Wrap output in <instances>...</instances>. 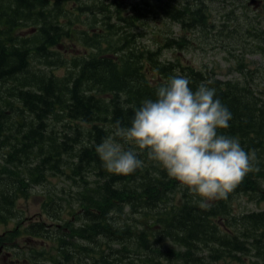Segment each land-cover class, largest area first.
<instances>
[{
	"label": "trees",
	"instance_id": "obj_1",
	"mask_svg": "<svg viewBox=\"0 0 264 264\" xmlns=\"http://www.w3.org/2000/svg\"><path fill=\"white\" fill-rule=\"evenodd\" d=\"M54 1L0 0V220H6L20 192L26 195L28 186L45 180V171L64 172L60 163L78 142V133L85 131L98 143L112 131L115 121L129 125L134 109L146 99H155L156 87L176 75L188 78L193 90L202 83L215 89V98L232 114L230 127L219 130V134L236 138L245 151H255L254 164L259 170L250 172L227 199L211 201L204 210L199 207L200 198L189 195L178 181L169 178L163 168L148 160L146 152L139 155L144 166L123 176L105 170L94 142L84 145L78 148V162L72 171L82 174L84 166L91 165L98 173L93 186L85 175L82 177V204L70 212L75 220L84 219L76 225L63 218V209L55 207L60 198L55 193L45 194L42 204L48 217L61 221L54 238L58 248L54 256H48V242L43 240L40 249L29 248L33 250L30 264H160L159 260L165 264H264V209L234 215L230 203L239 194L264 203L261 82L251 85L240 79L221 80L212 72L180 61L165 62L157 50H136L130 45L131 34L116 30V24L111 23L114 16L126 26L131 21L121 16L118 8L108 14L105 5L97 7L107 15L102 28L109 36L118 32L117 40L110 37V44L104 45L99 39L105 34L82 30L80 38L91 51L87 55L70 54L64 60L59 50L52 49L68 36V24L57 16L59 4ZM177 1L178 6L174 1L162 3L168 19L182 23L186 26L183 28L204 30L206 5L201 0L196 4ZM78 10L95 15L87 6ZM92 14L91 26L97 21ZM258 25L261 27V23ZM26 27L35 31L23 33ZM166 42L168 46L169 39ZM185 43L182 36L177 45ZM46 64H63L66 74L56 77L38 66ZM52 116L68 120L66 126L75 131H66L61 137L50 132ZM173 190L179 192L177 202L167 197ZM126 207L139 220L123 218ZM17 225L19 228L9 233L10 240L18 236L50 237L43 220L26 228ZM110 241H116L119 247ZM9 247L17 249V243Z\"/></svg>",
	"mask_w": 264,
	"mask_h": 264
},
{
	"label": "rangeland",
	"instance_id": "obj_2",
	"mask_svg": "<svg viewBox=\"0 0 264 264\" xmlns=\"http://www.w3.org/2000/svg\"><path fill=\"white\" fill-rule=\"evenodd\" d=\"M54 0H51L53 2ZM59 4L56 6L58 11V17L61 18L63 24H68L65 27L68 30L67 38H63L61 44L63 47L57 48L60 51V56L69 58L70 54H83L87 55L89 45L86 44L81 38L82 30H93L98 33L105 34L104 37H100V43L107 45L110 44L108 39L116 41L118 38V32L109 36L108 32L102 28L104 21H106L107 15L105 11L98 10L97 7L103 8L105 5L108 10V14H112L114 10L119 9V14L126 20L131 21L130 26H126L125 21L116 19V16L111 20L116 30L120 29L121 32L131 34L132 41L130 45L138 49H152L157 50V55L165 62H183L197 69H202L212 72L221 80H236L249 82L254 85L255 82H261L260 87H264V33H261L258 23L252 20L254 18L252 12L242 16L239 8L235 9L234 14H224L225 10H219L217 13V7L205 0L206 5L205 13L207 20L204 22V30H200V27H188L183 28V24L168 19L167 15L161 9L162 3L174 0H55ZM54 1V2H55ZM180 2L182 0H179ZM173 5L178 6L179 2L174 1ZM192 4L198 3V0H191ZM119 5V6H118ZM90 7L95 12L97 21L90 24L91 14L85 12L81 14L78 10L80 7ZM249 11V9L247 10ZM92 14V18H96ZM116 19V20H115ZM95 20V19H94ZM100 20V21H99ZM236 20V21H235ZM256 28V29H255ZM30 27L24 28L23 33L30 32ZM254 34H258L254 36ZM184 36L186 43L183 46H178L177 42ZM178 38V39H176ZM169 39L167 46L166 41ZM60 44V45H61ZM89 47V48H88ZM87 49V50H86ZM144 50V49H143ZM40 55H37L39 57ZM36 57V58H37ZM31 60V54L28 56ZM35 61H39L35 59ZM38 65L47 72H53L56 77H63L66 74V66L63 64H46ZM6 83L5 85H8ZM10 85V84H9ZM109 116V114L107 113ZM50 132L53 130L54 134H58L61 137L66 131H72L73 128L66 126L68 120L57 119L51 117ZM78 123H85L78 121ZM83 125V124H82ZM86 127V125H85ZM108 129L110 128L107 126ZM84 129V128H81ZM75 131V130H74ZM112 131L108 135L111 134ZM78 142L72 144L69 152L63 155L64 161L60 163V170L64 172H55L53 169L44 172L45 180L41 184H32L27 188L28 194H20L15 198L13 207L9 210V215L6 216V220H0V233L4 230L13 227L16 222L21 221L24 217H30V221L33 219L45 221V224H49V235L35 237L32 239L18 238L16 239L17 249H10L11 255L4 256V253H0V264H30L32 251L30 249H40V245L44 244L43 240L48 242L46 244L45 252L48 256H54L58 248V241L54 243L55 235L58 233L56 230V224H61V221L50 219L49 213L43 208V201L46 199L45 194L55 193L60 199L56 200L58 209H63L65 219H70V212L73 209H77L81 206L82 190L85 187L82 177L85 175V179L89 182L90 186H93L98 180V173L91 165L84 166L82 174L75 175L72 168L76 166L78 162L77 152L78 148L84 145H91L95 143V146L102 142L107 136H102L97 143L96 139H92V136L83 131L78 133ZM125 147H128L125 145ZM0 159H2L0 157ZM67 160V161H66ZM37 160H34L36 162ZM31 162V161H30ZM158 167V164H156ZM162 168V167H161ZM151 170V168H150ZM95 171L96 173H94ZM54 194V195H55ZM87 195V193H86ZM179 192L176 190L170 191L167 195L172 201L177 202ZM71 199V200H70ZM87 197H85V200ZM170 200V201H171ZM68 201V202H67ZM70 201V202H69ZM75 203V204H74ZM231 213L239 215L247 211H258L264 209L263 202H256L254 200H248L246 196L239 194V196H233L231 198ZM59 204L61 207H59ZM230 206V205H229ZM78 212V211H77ZM112 215V214H111ZM116 214H114L115 216ZM123 218L128 220L129 216L136 220H139V216L134 213H129L128 208H124L121 214ZM83 217L75 218L71 217V220L78 225L82 222ZM48 227V226H47ZM46 227V228H47ZM235 231L233 225L231 226ZM24 228H26L24 226ZM46 231V230H45ZM85 244L87 242L82 240ZM104 243V242H103ZM114 247H119L116 241L109 242ZM104 248L106 246L104 245ZM108 252V249H105ZM143 255V254H142ZM141 255V256H142ZM134 257V256H133ZM2 258V261H1ZM139 260V259H138ZM138 262L137 260H135ZM3 262V263H2ZM160 264L162 263L159 260ZM54 262L42 261V264H53ZM158 263V261H157Z\"/></svg>",
	"mask_w": 264,
	"mask_h": 264
},
{
	"label": "clouds",
	"instance_id": "obj_3",
	"mask_svg": "<svg viewBox=\"0 0 264 264\" xmlns=\"http://www.w3.org/2000/svg\"><path fill=\"white\" fill-rule=\"evenodd\" d=\"M188 78L169 77L134 109L129 125L117 120L112 132L96 145L105 170L128 176L147 158L161 166L188 194L199 197V207L227 199L228 194L253 171L255 151H245L239 140L219 134L228 129L231 112L216 97L214 88H191ZM127 145L128 147H125Z\"/></svg>",
	"mask_w": 264,
	"mask_h": 264
},
{
	"label": "flooded vegetation",
	"instance_id": "obj_4",
	"mask_svg": "<svg viewBox=\"0 0 264 264\" xmlns=\"http://www.w3.org/2000/svg\"><path fill=\"white\" fill-rule=\"evenodd\" d=\"M212 4H214L218 10L233 7L230 12H233L237 8H240V11L246 14H248L250 11H253L252 14L255 20L261 23V27L263 26L262 24L264 23V0H214ZM248 9L249 11H247ZM29 222L34 223V220L32 219L30 221V217H24V219L21 220L23 226L27 224L29 226ZM13 227L19 228L17 224H15ZM13 227L8 228L4 230V232L0 233V253H4V256H2V258L12 254L9 251L10 249H12V247H9V245L16 244V239L23 238L18 236L15 239H9V233L11 232Z\"/></svg>",
	"mask_w": 264,
	"mask_h": 264
},
{
	"label": "bare ground",
	"instance_id": "obj_5",
	"mask_svg": "<svg viewBox=\"0 0 264 264\" xmlns=\"http://www.w3.org/2000/svg\"><path fill=\"white\" fill-rule=\"evenodd\" d=\"M71 200V199H70ZM68 202V201H67ZM70 202V201H69ZM75 204V203H74ZM19 230V229H18ZM18 234V233H17ZM21 237V236H20Z\"/></svg>",
	"mask_w": 264,
	"mask_h": 264
}]
</instances>
